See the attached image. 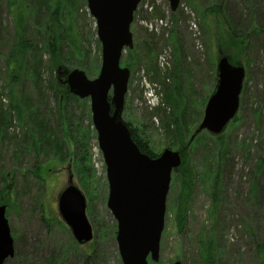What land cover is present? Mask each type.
<instances>
[{
  "label": "rangeland",
  "instance_id": "rangeland-1",
  "mask_svg": "<svg viewBox=\"0 0 264 264\" xmlns=\"http://www.w3.org/2000/svg\"><path fill=\"white\" fill-rule=\"evenodd\" d=\"M185 2L195 11L192 19L201 32L202 49L196 47L189 29L190 16L181 10L173 12L169 0H143L140 4L131 28L134 49H126L121 61L122 68L131 69L125 121L157 155L166 148L179 150L175 129L179 125L190 139L196 134L216 89L218 61L229 57L232 64L245 67L247 76L239 113L230 125L219 135L201 131L196 143H185L182 170L189 168L193 183L188 214L180 226L176 215L185 195L181 173L174 172L160 257L155 262L149 258V264H205L199 251L209 237L216 243L214 264H262L257 252L259 244H264V0ZM27 3L32 12L29 10L22 36L34 43L35 51L28 52L27 58L24 53L19 55L25 70L17 71L10 62L12 45L20 40L15 18L9 0H0V190L9 192L5 200L11 207L6 214L15 248V255L4 264H123L118 221L108 207L106 163L96 148L97 133L88 139L84 135L92 124L90 99L67 103L63 112L51 91L57 75L65 79L77 68L90 79L99 76L103 47L96 21L87 0ZM56 4L60 12L53 16ZM214 5H221L223 15L207 13ZM51 29L56 37L64 30L63 37L70 36L59 40V68L52 60L55 37ZM10 36L12 41L6 44ZM30 68L37 73L35 77H30ZM12 72L18 76L12 77ZM44 113L57 134L54 139L69 142L72 153L66 162L54 159L57 153L47 151L41 136L35 140L29 133L33 127L30 118ZM70 133H76V141H85L89 149L83 172L75 164L74 150L80 146L74 145ZM215 180L220 184L218 202L212 196ZM70 184L87 199L94 233L89 242L76 239L59 211V198Z\"/></svg>",
  "mask_w": 264,
  "mask_h": 264
},
{
  "label": "water",
  "instance_id": "water-1",
  "mask_svg": "<svg viewBox=\"0 0 264 264\" xmlns=\"http://www.w3.org/2000/svg\"><path fill=\"white\" fill-rule=\"evenodd\" d=\"M87 1L103 47L101 71L97 78L90 79L77 68L66 76L65 83L75 96L90 99L97 140L107 164L108 207L118 221L117 243L123 264H149V258L157 261L160 257L172 175L183 160L181 152L174 149H166L156 158L142 152L123 116L131 69L121 68V60L126 48H134L131 26L142 0ZM180 1L169 0L173 11L178 10ZM217 65L216 90L208 99L198 129L215 135L238 114L246 78L245 67L232 64L229 57H222ZM6 210L7 206L2 204L0 264L15 255ZM59 211L80 243L93 239L85 196L74 185L60 196Z\"/></svg>",
  "mask_w": 264,
  "mask_h": 264
},
{
  "label": "trees",
  "instance_id": "trees-1",
  "mask_svg": "<svg viewBox=\"0 0 264 264\" xmlns=\"http://www.w3.org/2000/svg\"><path fill=\"white\" fill-rule=\"evenodd\" d=\"M28 0H9V4H10V8L9 10L11 11L12 16H14L15 18V27L17 28V36L19 37V41L18 43H16L15 45H12V59H11V63L13 62L17 71H22L25 70V68L23 69V62L20 59V56L22 53H24V57L26 56L27 58V54L30 51H35L34 49V43L31 41H28L26 38H24L22 36L23 32L25 31V24L26 21L28 19L29 16V10L31 11V6L27 3ZM57 6L54 11L51 13L53 16L55 15H59L58 13L60 12V5L58 6L57 4L55 5ZM42 10V8H41ZM207 13H218V15H223L222 13V7L221 5H214L213 7L208 8ZM32 12V11H31ZM42 14V13H41ZM45 15L42 14V17H44ZM57 21V20H55ZM53 30L51 29V34L52 37H55L54 41H52V45H53V49L55 50L54 54H53V59L54 60V66H56L57 68H59V66L62 63V60L60 59V53H59V40L60 42L67 37H70L68 35V33L66 34V37H63L64 34L66 33V30H64L62 32V34L58 37H56L53 32ZM234 35V34H233ZM235 37V36H234ZM10 37H8V41L6 42V44H9L12 39H10ZM45 45L50 49V45L48 44V42L45 40ZM55 44H56V49H55ZM176 45H178L177 43H175ZM244 49V48H243ZM51 50V49H50ZM246 52V50H245ZM20 53V54H19ZM130 66V65H129ZM131 67V66H130ZM59 72V71H58ZM30 77H35V75L37 74L33 69L30 68V71H28ZM12 77H17L18 75L14 72L11 73ZM63 76L64 75H57L52 84V93L55 92L54 95L58 101V107H63V112L65 109V105L67 103H69L70 105H72V102H80V98L75 96L74 94H71L69 91V87L67 88V84L63 83ZM12 108H14L15 110H17L18 108H16V104L15 103H11ZM69 107V106H68ZM156 110L160 111L161 108H157ZM22 110H20V112H18V116H19V120L22 119L21 116ZM3 116L6 115V112L3 110L2 111ZM47 113H44V115H42V117L36 116V118H30V120L33 123V127H32V131L29 130V133L32 137H35V140H38V138L41 136L43 138V144H45V146H47V151L48 150H53L54 152L57 153L58 157H55L54 159H58L61 162H66L67 160H69V158L71 157V153L72 150L69 146V142L66 143L65 141H59V139H54L56 137L57 134L54 133L53 130H51L49 124V119L47 118ZM62 111L60 112V115H62ZM186 114V113H185ZM11 116H13L11 114ZM10 116V117H11ZM7 117V115H6ZM177 120V119H176ZM176 120L174 121V125H177ZM67 125V123H66ZM128 127H130L131 130V134H132V138H134L136 144L139 146L140 150H142L144 153L148 154L151 157H157L158 155L153 151V149H151V147L149 146V143L147 141H144V138L140 137V133L139 131H137L134 127L131 126V124L129 122H127ZM91 129H88V132H84V135L88 137L91 135V133L95 132V128H93V124H91ZM70 128V127H69ZM170 129V128H169ZM91 130V131H90ZM177 130V137L180 141L179 146H181V149H183V154L187 153L186 147H183L185 145V143H189V145H191L194 141L192 140V138H186L183 133H182V129L180 128L179 125H177V128L175 129ZM77 133V132H76ZM76 133H70V136L72 138L71 141L74 142V145H79L80 148L78 149V151L74 150V155L76 157L75 159V164H77V166L80 168H78L79 172H83L85 169L82 167H86L88 166V161L90 159V152L89 149L87 147V144L85 141H76L77 137H76ZM39 136V137H38ZM39 142V141H38ZM68 144V145H65ZM196 143V142H194ZM39 146H40V142H39ZM186 146V145H185ZM41 151L43 149H40ZM39 150V151H40ZM53 152V151H52ZM50 153V152H49ZM184 156H186V154H184ZM183 156V158H184ZM88 160V161H87ZM184 163L185 161L183 160L182 164L174 170V172H179L181 173L180 177L182 178V192L185 195L184 199H181L180 201V205L177 211V215L176 218L178 220V223L181 226V223L184 222L186 220V216L188 214V206H187V199H188V195H189V191L192 188V182L191 179L188 177V171L189 168L184 169V171L182 170L184 167ZM82 166V167H81ZM40 168V166L38 167ZM188 170V171H187ZM41 171V170H40ZM38 176H40V173H36ZM213 200L215 202L219 201V197H220V184L219 181L215 180V183L213 185ZM8 192V189L3 188L0 190V205L1 203H5L8 205V208L11 207V204L9 202V200H5V193ZM9 193V192H8ZM208 241L205 242L203 241V243L201 244V248H200V257L203 261V263L205 264H214L215 258L217 256V252L215 251L216 249V243L215 241L209 237L207 239ZM258 250L259 252H257L258 254V259L259 261L262 262V264H264V244H259L258 246Z\"/></svg>",
  "mask_w": 264,
  "mask_h": 264
},
{
  "label": "built area",
  "instance_id": "built-area-1",
  "mask_svg": "<svg viewBox=\"0 0 264 264\" xmlns=\"http://www.w3.org/2000/svg\"><path fill=\"white\" fill-rule=\"evenodd\" d=\"M182 7L184 8L185 12L187 15L190 16L189 18V29L190 31H193V35L195 37V43H197V48H202L201 43L199 42V36H200V31H198V26L195 24L194 19H192V15H194V12L192 8H189L187 5L182 4ZM160 22L162 25L167 26V23L160 19Z\"/></svg>",
  "mask_w": 264,
  "mask_h": 264
}]
</instances>
